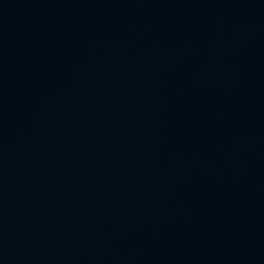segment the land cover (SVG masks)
<instances>
[{
    "label": "water",
    "instance_id": "1",
    "mask_svg": "<svg viewBox=\"0 0 264 264\" xmlns=\"http://www.w3.org/2000/svg\"><path fill=\"white\" fill-rule=\"evenodd\" d=\"M0 264H264V0H0Z\"/></svg>",
    "mask_w": 264,
    "mask_h": 264
}]
</instances>
